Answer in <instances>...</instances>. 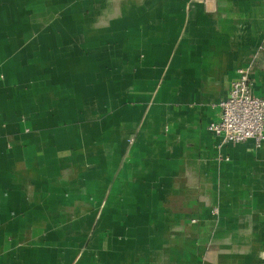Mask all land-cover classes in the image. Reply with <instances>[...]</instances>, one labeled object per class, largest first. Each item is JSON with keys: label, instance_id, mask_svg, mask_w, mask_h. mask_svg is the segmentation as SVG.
<instances>
[{"label": "crops", "instance_id": "obj_1", "mask_svg": "<svg viewBox=\"0 0 264 264\" xmlns=\"http://www.w3.org/2000/svg\"><path fill=\"white\" fill-rule=\"evenodd\" d=\"M262 47L264 0H0V264H264V143L209 130Z\"/></svg>", "mask_w": 264, "mask_h": 264}, {"label": "built area", "instance_id": "obj_2", "mask_svg": "<svg viewBox=\"0 0 264 264\" xmlns=\"http://www.w3.org/2000/svg\"><path fill=\"white\" fill-rule=\"evenodd\" d=\"M261 54L264 59V47ZM219 106V119L209 126V130L224 144H241L248 140H254L258 146L264 143V98L255 94L250 69L238 70L228 98ZM213 214H218L217 209Z\"/></svg>", "mask_w": 264, "mask_h": 264}]
</instances>
